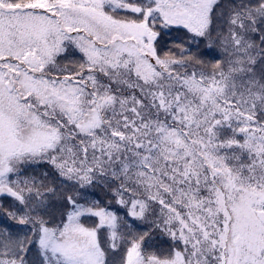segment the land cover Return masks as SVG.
Wrapping results in <instances>:
<instances>
[{
  "label": "snow or ice",
  "instance_id": "obj_1",
  "mask_svg": "<svg viewBox=\"0 0 264 264\" xmlns=\"http://www.w3.org/2000/svg\"><path fill=\"white\" fill-rule=\"evenodd\" d=\"M0 264H264V0H0Z\"/></svg>",
  "mask_w": 264,
  "mask_h": 264
}]
</instances>
